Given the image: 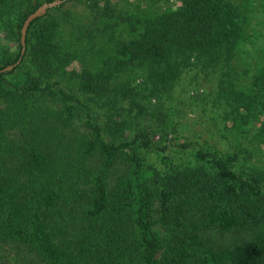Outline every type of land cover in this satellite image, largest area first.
<instances>
[{
    "label": "trees",
    "instance_id": "1",
    "mask_svg": "<svg viewBox=\"0 0 264 264\" xmlns=\"http://www.w3.org/2000/svg\"><path fill=\"white\" fill-rule=\"evenodd\" d=\"M54 1L0 0V32L17 43L0 66L14 65L0 73V264H264V166L250 159L264 158V46L251 72L243 51L264 0L136 15L101 0L69 39L57 13L81 0H60L28 25L21 54L24 20ZM198 66L218 81L224 149L179 134L163 110ZM79 93L101 100L104 124ZM168 150L187 157L146 164Z\"/></svg>",
    "mask_w": 264,
    "mask_h": 264
},
{
    "label": "rangeland",
    "instance_id": "2",
    "mask_svg": "<svg viewBox=\"0 0 264 264\" xmlns=\"http://www.w3.org/2000/svg\"><path fill=\"white\" fill-rule=\"evenodd\" d=\"M114 5V12H120L126 15H136L143 14L145 12H155L157 10H163L167 6H176V0H111ZM260 5L263 1L257 0ZM43 3V1L41 2ZM46 4V3H44ZM43 5V4H42ZM103 3L101 0H81V3L70 2L66 3L63 7L64 12L60 11L57 13V22L60 21L61 31L64 32L66 39L72 37V34L76 33L79 29H86L92 22L93 15L102 9ZM253 23H259L257 26V32L255 33V38L252 42L246 45L243 49L245 52V62L246 69L249 72L253 70L256 64L259 54L262 51L264 44V9L261 7L257 10L256 14L253 16ZM261 24V25H260ZM106 36L123 37V32L119 31L117 28H112L108 26ZM7 33L0 32V66L3 63L4 51H8L10 54H14L17 51V43L14 40H10L7 37ZM97 46L100 44H105V40L97 38ZM263 42V43H262ZM99 43V44H98ZM203 67L198 66V68H193L189 70L182 77L180 82L176 85L174 91L171 93V99L167 100L163 104V110L170 108L173 112V119L176 122V130L179 134H184L185 136L196 140L199 136L204 138L213 137L217 144V148L224 149L226 143L221 140L217 131L221 128V123L218 121L216 127L211 119L212 116L221 114L222 109H218V94L217 92L218 81L210 71L201 70ZM209 69V68H208ZM210 70V69H209ZM80 98L84 100L85 103L91 106V112L96 116L97 121L104 124L107 120L106 107L101 104V100L96 99L94 94L79 93ZM158 101H162L158 99ZM155 100H152L154 102ZM145 104V101H142ZM156 106H149V111L152 114L151 124L154 126L153 120H156L157 113L154 111ZM212 135V136H211ZM158 135H153L155 141H159ZM264 154V144H261V150ZM261 155V153H260ZM160 157L156 153H149L145 155V162L148 165L154 167H164V160L170 159L174 163L181 161V157H187V153H182L181 155L175 154L168 150L164 155ZM256 157V155L254 156ZM251 157L252 163L257 166H264V158L262 161L256 162V158Z\"/></svg>",
    "mask_w": 264,
    "mask_h": 264
},
{
    "label": "water",
    "instance_id": "3",
    "mask_svg": "<svg viewBox=\"0 0 264 264\" xmlns=\"http://www.w3.org/2000/svg\"><path fill=\"white\" fill-rule=\"evenodd\" d=\"M61 3H62V1L56 0V1L51 2V3L43 4L24 20V22L22 24L21 31H20L21 32L20 33L21 54H23L24 50H25V36H26V30H27L28 25L33 20H35L36 18L43 16L48 9H50L56 5H59ZM17 63H19V61ZM13 67H14V65L7 66V67L3 68L2 70H0V73L5 72V71H10Z\"/></svg>",
    "mask_w": 264,
    "mask_h": 264
}]
</instances>
